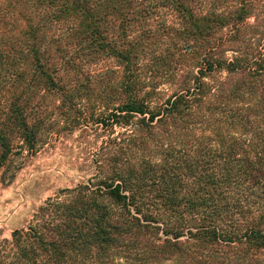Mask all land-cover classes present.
Segmentation results:
<instances>
[{
    "label": "trees",
    "instance_id": "trees-1",
    "mask_svg": "<svg viewBox=\"0 0 264 264\" xmlns=\"http://www.w3.org/2000/svg\"><path fill=\"white\" fill-rule=\"evenodd\" d=\"M160 32L164 55L145 48ZM148 54H178L172 87L147 84ZM103 57L121 70L97 172L1 240L0 264H264V0H0V167Z\"/></svg>",
    "mask_w": 264,
    "mask_h": 264
},
{
    "label": "rangeland",
    "instance_id": "rangeland-1",
    "mask_svg": "<svg viewBox=\"0 0 264 264\" xmlns=\"http://www.w3.org/2000/svg\"><path fill=\"white\" fill-rule=\"evenodd\" d=\"M161 35L155 34L145 48L166 54L168 43ZM149 55L143 60L144 73H152L147 84L172 87L182 65L178 54L165 55L166 60ZM82 69L77 79L90 89L65 103L55 95L44 99L48 110L41 115L50 127L42 132L45 140L32 152L17 145L6 165L0 167V241L11 237L15 229L28 226L48 200L66 197L70 189L97 172L95 161L100 159L107 139L105 129L96 120L100 97L107 85L116 82L121 66L113 57H103ZM113 71L118 72L114 75Z\"/></svg>",
    "mask_w": 264,
    "mask_h": 264
}]
</instances>
